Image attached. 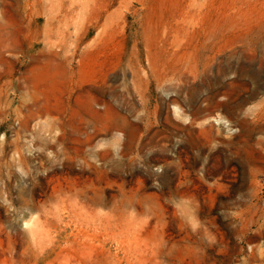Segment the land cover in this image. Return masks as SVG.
Returning <instances> with one entry per match:
<instances>
[{
    "label": "rangeland",
    "instance_id": "obj_1",
    "mask_svg": "<svg viewBox=\"0 0 264 264\" xmlns=\"http://www.w3.org/2000/svg\"><path fill=\"white\" fill-rule=\"evenodd\" d=\"M0 264H264V0H0Z\"/></svg>",
    "mask_w": 264,
    "mask_h": 264
},
{
    "label": "bare ground",
    "instance_id": "obj_2",
    "mask_svg": "<svg viewBox=\"0 0 264 264\" xmlns=\"http://www.w3.org/2000/svg\"><path fill=\"white\" fill-rule=\"evenodd\" d=\"M215 58V57H214ZM251 65V64H250Z\"/></svg>",
    "mask_w": 264,
    "mask_h": 264
}]
</instances>
